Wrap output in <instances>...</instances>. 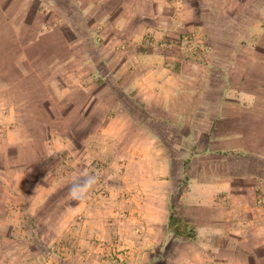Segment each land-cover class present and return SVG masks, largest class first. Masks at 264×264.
Instances as JSON below:
<instances>
[{
	"label": "rangeland",
	"instance_id": "374dc122",
	"mask_svg": "<svg viewBox=\"0 0 264 264\" xmlns=\"http://www.w3.org/2000/svg\"><path fill=\"white\" fill-rule=\"evenodd\" d=\"M84 2L0 0V79L15 83V60L26 61L25 72L30 74L18 84L28 91L20 107L25 124L21 135L36 141L7 151L8 161H0V264H203L208 244L197 237L176 236L169 229V217L175 213L182 221L180 230L190 233L195 229L189 217L194 208H174L191 178H204L211 168V180H221L218 164L231 174L237 166L247 176L258 169L255 160L248 151H234V140L219 138L227 127L211 128L203 114L195 122L187 115L173 117L179 120L176 126L153 100L149 109L139 103L131 73L125 79L123 70L110 71L107 64L111 59L121 63V50L130 37L112 34L102 15L84 17L83 9L96 8ZM213 39L217 50L229 40ZM180 40L191 49L177 52L199 66L187 68V75L199 79L211 69L222 75L225 67L205 65L216 55L228 54L231 46L213 53L205 51L203 37L195 33ZM113 48L121 50L116 53ZM203 86L198 80L192 88ZM10 103L20 100L3 97L0 109ZM236 105L230 107H241ZM118 107L127 109V117L149 129L157 141L140 139L121 121ZM152 110L155 115L150 116ZM237 117L229 119L234 122ZM32 127L38 131L31 133ZM206 148L210 153H204ZM154 154L160 160L169 156L171 162L166 160L160 168ZM39 157L42 161L33 164ZM21 172L27 175L15 178ZM89 177L95 182L85 198H74L69 189ZM200 216L202 228L208 222L205 214ZM230 238L228 249L214 253L242 245ZM247 246L248 242L242 247Z\"/></svg>",
	"mask_w": 264,
	"mask_h": 264
},
{
	"label": "crops",
	"instance_id": "0c3cea01",
	"mask_svg": "<svg viewBox=\"0 0 264 264\" xmlns=\"http://www.w3.org/2000/svg\"><path fill=\"white\" fill-rule=\"evenodd\" d=\"M83 1L96 7L93 11L83 9L84 17L102 15L101 18L111 26L112 34L130 37L122 50L113 48L116 53L121 50V63L111 59L107 64L110 71L112 68L123 70L125 79L131 73L129 76L135 79V98L139 103L149 109L147 105L153 100L162 108L160 112L163 115L175 120V125L179 120L173 117L178 115L191 116L195 122L196 116L203 114L211 128L213 125L227 127L228 132L218 137L234 140V151L250 152L248 157L255 160L257 170L244 176L237 166L234 170L236 174H231L218 164L216 168L221 180L213 181L210 178L212 169L207 168L206 177L200 174L201 177L191 178L192 183L181 195L176 208L180 205L194 208V214L189 217L192 218L197 240L204 239L210 249L203 264H264V253H260V248L264 251V0H80ZM188 33L203 37L205 51L222 52L227 50L223 49L225 45L231 46L228 54L216 55L214 62L205 65L207 68L212 65L225 67L221 76L220 71L213 69L210 75L199 79L195 75H187V68L199 67L185 60L180 51L177 52L191 49L183 47L180 40ZM215 36L222 40L228 37L229 40L223 47L220 44L217 50ZM127 51L133 52V56L127 57ZM171 58L175 61H170ZM25 62L15 60L17 65L13 66L19 73L12 77L15 83L0 79V99L20 100V103H10L9 107L0 109V161H8L10 154L7 151L36 142L33 137L22 136L25 124L20 107L27 99L28 91L19 88L18 84L30 74L25 72ZM198 80L203 82L205 87L202 88L205 89L192 88ZM5 84L7 88L3 86ZM219 84L223 86L217 91ZM233 103L241 107L233 110L230 107ZM117 110L121 121L140 139L149 144L157 141V136L149 129L127 117V109L120 110L118 107ZM150 112V116L155 115L153 110ZM229 116L240 117L233 122ZM189 124L190 121L187 126ZM43 127L41 124L40 128ZM35 131H38L37 128L32 127L31 133ZM198 136L195 137L196 144L199 143ZM189 137L190 132L182 140ZM210 151L206 148L204 153ZM46 152H49L48 148L45 156ZM154 158L160 163V168L165 162H171L169 156L160 160L154 154ZM41 161L42 157H39L33 164ZM169 173L172 174L170 168ZM26 175L23 173L15 178ZM201 213L205 214L208 222L202 228ZM231 235L236 237L237 244L242 245L235 251L214 253L228 249ZM219 242L224 245L218 246ZM247 242L248 248L242 247Z\"/></svg>",
	"mask_w": 264,
	"mask_h": 264
},
{
	"label": "trees",
	"instance_id": "16d2710c",
	"mask_svg": "<svg viewBox=\"0 0 264 264\" xmlns=\"http://www.w3.org/2000/svg\"><path fill=\"white\" fill-rule=\"evenodd\" d=\"M176 212V207L174 208ZM182 222L175 213H172L169 218V229L172 233H174L176 236L184 237L185 239H195L196 234L195 231H189L190 233H183V231L179 228V223ZM188 229V227H186Z\"/></svg>",
	"mask_w": 264,
	"mask_h": 264
},
{
	"label": "clouds",
	"instance_id": "9594fccd",
	"mask_svg": "<svg viewBox=\"0 0 264 264\" xmlns=\"http://www.w3.org/2000/svg\"><path fill=\"white\" fill-rule=\"evenodd\" d=\"M95 182L94 177H89L88 179L73 185L70 189L69 192L70 194L77 199H83L85 198V195L89 189V187Z\"/></svg>",
	"mask_w": 264,
	"mask_h": 264
}]
</instances>
